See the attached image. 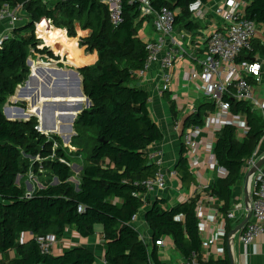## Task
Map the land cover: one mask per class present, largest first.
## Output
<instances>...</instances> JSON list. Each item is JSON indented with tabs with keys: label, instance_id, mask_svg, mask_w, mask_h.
Returning a JSON list of instances; mask_svg holds the SVG:
<instances>
[{
	"label": "trees",
	"instance_id": "trees-1",
	"mask_svg": "<svg viewBox=\"0 0 264 264\" xmlns=\"http://www.w3.org/2000/svg\"><path fill=\"white\" fill-rule=\"evenodd\" d=\"M194 1L155 0L154 4L174 11L177 28L193 31L201 23L192 18L189 10ZM21 3L27 21L18 24L13 36L0 48V264H94L97 256L85 246L67 248L59 255L42 253L34 237L54 234L61 239L69 228H75L83 238H89L98 224L103 226L108 264H169L159 256L155 243L165 236L173 239L184 259L194 252L201 254L202 237L196 214L200 195L171 207L162 197L147 201L143 196L147 192L145 181L158 170L149 158V148L162 140L164 133L152 115L148 92L135 77L148 58L147 41L139 34V19H144L139 5L124 0L123 22L114 26L108 7L100 0H0V7ZM244 13L264 27V0H252ZM77 22L83 30L91 31L80 39V45L88 52L97 51L98 59L78 69L91 106L75 119L76 134L71 145L77 149L70 150L59 135H47L37 128V116L10 120L4 105L29 79V58L38 53L55 58L49 47L39 48L43 43L40 38L55 52L68 54L73 64L88 61L77 49L76 38H67L65 30L60 29L65 28L70 37H76ZM257 53L264 56V31L263 39L254 40L253 51H244L239 60H251ZM44 65L42 62L35 70ZM225 99L231 112L245 117L248 124L242 137L233 124L224 125L216 134L214 154L218 165L227 170V176H216L204 190L217 198L219 210L227 216L242 179V168L255 154L264 135V116L249 101L230 93ZM33 110L39 115L37 109ZM206 110L215 111L214 103L207 97L185 118L183 129L203 126ZM57 127L64 130L61 122ZM40 128L43 130V123ZM186 152L182 143L175 168L181 177L180 184L190 188L197 179ZM62 158L71 163L73 158H81L78 189L71 179L76 175L72 166ZM30 172L41 177L42 186L36 185L27 196ZM55 177L59 179L57 184H53ZM147 203L144 218L152 230V247L132 225L133 217ZM179 215H184L183 221L177 219ZM26 232L34 237L20 242ZM10 251H15L14 257L9 256ZM217 263L229 264L222 259Z\"/></svg>",
	"mask_w": 264,
	"mask_h": 264
},
{
	"label": "crops",
	"instance_id": "crops-1",
	"mask_svg": "<svg viewBox=\"0 0 264 264\" xmlns=\"http://www.w3.org/2000/svg\"><path fill=\"white\" fill-rule=\"evenodd\" d=\"M252 0H241L239 9L245 11L246 6ZM225 0H210L207 4L209 15L207 19L200 23L198 29L189 31L192 33V39L190 45L198 53V57L203 56V40L205 37L210 35L215 29L221 28L224 26V21L221 17L217 16L214 12V9L224 3ZM142 23L139 29L140 37L145 41H158L161 39V34L156 30L152 18L139 19ZM27 21V18H24L20 21L19 24H23ZM65 30V35L67 38H76L77 49L80 50L83 59L88 61L83 62L81 65H76L71 62L68 54L62 55L61 53L55 52L52 46L46 45L49 47L55 55V58L50 57L47 53L38 54L34 59L40 58L39 55H42V62H45L46 67H40L37 70L36 79L30 80V87L26 92L24 91V84L20 85L16 93L9 97V103L5 106L7 113L11 116L12 119L21 118V108H24L26 113L34 114L31 112L34 108L40 110L39 115L34 114L39 118V127L44 123L45 126L51 127L53 123V112L56 111L57 114H71L77 113L74 108H61L58 104L62 101H70L71 99L79 98L75 97L74 93L77 91L78 79L76 75L68 74L63 80L59 79L56 82V76L53 75L51 69H56L58 72L61 70L70 73V69L74 68L79 73V77L82 81V75L79 72V68L86 65L94 64L98 59L97 51L88 52L86 51L85 46L80 45V39L82 37L88 36L90 30H83L80 23H76L77 36L70 37L65 28H60ZM10 30V23L8 20L0 21V36ZM188 31L187 29H183ZM264 27H259V33L255 39H263ZM41 45V47H44ZM163 57V53H160V59ZM253 58L258 60L261 64V74L260 79L257 80L254 76H249L251 82L254 85V97L256 100L264 104V56L260 53H257ZM40 62V64H42ZM43 66V65H41ZM195 67L194 59H185L179 61L172 70V85L168 91H163L161 88V75L162 69L159 61L154 62L150 69L144 74H140L139 71L135 73L136 81L140 86H142L149 94V104L152 111L154 119L158 122L160 127L163 130L164 137L162 140L154 143L149 151L158 150L161 151L162 157L164 159V167L166 170L175 168L180 157L181 146L183 143V131L187 129H181L177 125L183 123L185 118L192 113V108H198L201 104L206 101V96L204 95L203 81L201 79L193 80L189 76V71ZM62 72V71H61ZM63 73V72H62ZM47 76H52L53 80H49ZM82 86V83H81ZM49 90L50 94L46 91ZM47 93V94H46ZM55 93V94H54ZM66 94V95H64ZM21 101H24L25 104H22ZM57 101L56 107L53 105L44 112V106L46 104H54ZM75 101V100H74ZM21 104L24 107H18L17 103ZM84 99L81 100V105L84 108L83 103H86ZM7 103V102H6ZM67 104V102L65 103ZM262 115L264 111L262 109L257 110ZM70 112V113H69ZM177 113V116L175 115ZM42 114V115H41ZM214 112L206 110L205 112V121L201 127L200 139L203 142V149L200 154L194 157L198 161V164L193 166V171L196 176V183L191 185L190 188L183 187L180 184L178 179H172L168 182V187L165 189L155 188L153 191H150L146 194V200L154 201L156 198H164L168 201L167 206L171 207L179 202L188 201L189 198H192L195 195H200V202L202 206L199 209V212L204 215L208 220V227L201 231L202 239L209 233L214 234L218 238V243L222 249V255H220V260H227L231 264L229 255L232 254L234 259V264H264V239L259 238L255 240L252 244L245 246L240 241V232H237L234 237L231 239V242L228 241V234L233 231L238 225L239 221L231 220L229 224L224 223L220 214L215 213L210 210L209 206L211 203L209 201H204L203 197L205 195V188L210 184L211 180L216 176H224L225 173L219 168L214 167L213 169L207 164V158L210 155V150H213L214 143L216 141V133L220 129L216 125H211L210 117ZM41 115V116H40ZM176 116V117H175ZM46 117V118H45ZM43 119V120H42ZM243 120H246L242 116ZM61 122V126L65 131H69V126L71 125V120L68 117L59 118L58 124ZM40 130H42L40 128ZM44 131V130H43ZM48 132V131H45ZM59 134V133H58ZM66 146V144H65ZM70 150H76L75 146H72L70 143L67 145ZM255 156L258 160L264 158V135L256 149ZM72 166L78 167L75 171V176L73 179L76 180L77 185L80 182L82 163L77 161L72 162ZM249 173L242 172V179L240 184L236 187V193H238L244 204H245V183ZM79 180H78V179ZM41 177L34 175L33 178L30 177L26 180V185L28 191H33L35 186H42ZM31 182H34L33 186ZM251 184V183H250ZM198 198V199H199ZM149 204L147 203L139 212V217L137 221L132 222V225L139 230L141 235L144 238V241L147 242L150 246H153L152 242V230L147 224L144 215L148 208ZM246 206V205H245ZM242 215L244 218L248 215L249 211L247 207L242 210ZM184 217V216H183ZM182 216L180 218L183 219ZM98 224L95 226V234L89 238H83L75 228H69L67 234L58 239V243L55 245L52 254L59 255L65 249L71 248L74 246H85L92 250L96 256L97 260L94 264H105V240L103 234V226L101 231L99 230ZM34 235L31 232L23 233L20 237V242H27L32 239ZM171 251H176L180 254V259H177L174 264H179L184 258L178 249L175 246V243L171 237L168 236L167 246L158 247V253L161 259L166 261L169 264H172V255ZM10 257L15 256V251L9 252ZM2 255L0 254V258Z\"/></svg>",
	"mask_w": 264,
	"mask_h": 264
},
{
	"label": "built area",
	"instance_id": "built-area-1",
	"mask_svg": "<svg viewBox=\"0 0 264 264\" xmlns=\"http://www.w3.org/2000/svg\"><path fill=\"white\" fill-rule=\"evenodd\" d=\"M100 1L108 7L111 23L114 26L121 24L123 22L124 0ZM154 1L130 0L131 3L139 5L141 17L153 19L156 30L161 34V39L158 41L150 40L147 42L148 58L144 67L139 70L140 74H144L154 62L159 61L162 69L161 88L163 91H168L172 85V70L176 64L187 58L194 59L195 67L189 71V76L193 80L201 79L203 81L204 95L215 105V111H213L214 114L211 115L209 123L218 126L219 130L226 124H233L238 128L240 137H242L248 130L247 121L243 120L242 116L234 115L231 112V105L225 99V95L230 93L239 100L251 102L256 110L262 109L264 111V104L254 97V85L249 78V76H254L257 80L260 79L261 64L255 58L239 60L244 51L248 54L254 49V40L259 33L257 22L246 17L245 13L239 9L241 0H225L224 3L214 9L215 14L224 21V26L215 29L210 35L205 37L203 40L205 46L203 47L204 55L198 57L196 50L189 44L192 39V33L177 28L174 11L167 6L157 8ZM207 4L202 0H196L189 5L190 13L195 21L203 22L207 19L209 15ZM25 17L24 3L16 6L4 4L0 7V21L8 20L10 23V30L0 36V48L3 47L7 39L13 36L14 28ZM39 48L43 47L40 45ZM160 53H163L161 59ZM41 56L39 55L40 58L37 60L31 58L34 62L33 66H30L31 72H34L40 62L43 61ZM195 111L196 108H192V113ZM177 126L181 129L183 128L180 123ZM201 127L191 126L183 134V143L187 148L186 156L192 170L193 166L198 164L194 157L200 154L203 149V142L200 139ZM37 128L40 130L39 125ZM55 146H57V143H55ZM149 158L157 164L158 170L153 177L145 181L147 187V192L143 195L145 200L146 194L155 188L165 189L168 187L169 180H181L176 168L165 169L161 151H150ZM39 159L40 157H37V160ZM61 160L72 166L71 162L63 158ZM258 161L254 154L247 159L242 172L249 173L252 168L256 167ZM207 164L212 169L219 167L225 173L224 176L218 177L227 176V170L218 165L214 154V146L213 150H210ZM29 175L31 178L34 177L33 172H30ZM31 193L32 191H28L27 196H30ZM203 200L211 203L209 206L210 210L220 214L224 221L223 225L227 224V219L239 222L244 219L242 210L246 206L238 193L234 195L233 205L227 216L219 210L215 196L205 191ZM201 206L202 203L199 198L196 204V214L200 234L201 231L208 227L207 218L199 212ZM79 210L82 211L83 207L81 206ZM250 213L249 222L240 231V241L245 246L252 244L259 238L264 239V165L258 167L251 177ZM180 216L183 217L184 215H179L177 219L183 221L184 217L182 219ZM138 217L139 213L133 217L132 222L137 221ZM141 237L144 240L142 235ZM34 238L39 244L42 253H52L58 243V239L54 234L35 236ZM167 239L168 236H165L155 243L158 247H166ZM220 255H222V249L218 243V238L214 234L209 233L202 239L201 254L194 252L189 258L183 259L179 264H219L217 261L220 260ZM105 264H108L106 260Z\"/></svg>",
	"mask_w": 264,
	"mask_h": 264
},
{
	"label": "water",
	"instance_id": "water-1",
	"mask_svg": "<svg viewBox=\"0 0 264 264\" xmlns=\"http://www.w3.org/2000/svg\"><path fill=\"white\" fill-rule=\"evenodd\" d=\"M28 64L29 66H33L34 62L31 58L28 59ZM52 70V73L53 75L56 76V82L61 79L63 80L64 78H66V76L68 74H74L76 75L77 79H78V87H77V91H75L74 93V96L75 97H79L78 99L75 98V99H71L70 101H62V102H59L58 104L60 105L61 108H66L67 106L69 108H74L77 112L81 113L85 108H88L91 106V101L89 99V97H87L83 91V87L81 86V78L79 77V73L77 72V70H75L74 68H71L69 71L70 73H66V71H63L61 70L60 72H58L56 69H51ZM47 78L51 81L53 80V77L52 76H47ZM36 79V74L35 72H31L30 76H29V79L25 82V92L27 91V88H28V84L30 83V80H34ZM48 94H50V91L47 90L46 91ZM46 93V94H47ZM55 94V93H54ZM66 95V94H64ZM87 100V106L85 108H83V106L81 105V100L82 98H84ZM75 100V101H74ZM22 104H25L24 101H21ZM55 103L54 104H46L44 106V112L46 113V111L50 108L51 105H53L54 107H56L57 105V101H54ZM67 102V104H65ZM21 118H24V119H12L11 116L7 113V110H6V107H4V113L6 115V117L10 120H28L30 119L32 116H35L34 114H30V113H26L24 108H21ZM39 113H41V109L38 110ZM76 114L77 113H71V114H57L56 111L53 112V123L51 125L50 128H52V130L56 129L57 128V124H58V120L59 118H65V117H68L70 120H71V125L69 126V130L70 131H73L74 130V122H75V119H76ZM46 118V117H45ZM46 127V126H45ZM50 130V132H45L43 130H41L44 134H47L50 133V134H57L58 133L56 131H52ZM76 134V133H75ZM71 140L70 138V135L66 137V141L69 142ZM262 165H264V158L259 160L257 162V165L256 167L252 168V170L249 172V175L246 179V183H245V205L247 207V210L249 211L248 215L239 223V225L233 230L231 231L229 234H228V241L231 242V239L234 237V235L237 233V232H240L241 230H243V228L246 226V224L249 222L250 220V217H251V213H250V202H251V177H252V174L254 172H256L257 168L258 167H261ZM74 167V166H72ZM19 179H20V176H18L17 178V182H19ZM72 179V178H71ZM59 182V179L57 177L54 178L53 180V184H57ZM77 189H78V185H77ZM230 257V260H231V264H234V259H233V256L232 254L229 255Z\"/></svg>",
	"mask_w": 264,
	"mask_h": 264
},
{
	"label": "rangeland",
	"instance_id": "rangeland-1",
	"mask_svg": "<svg viewBox=\"0 0 264 264\" xmlns=\"http://www.w3.org/2000/svg\"><path fill=\"white\" fill-rule=\"evenodd\" d=\"M37 30H38V28L36 29V35H37V38H40L39 37V35H38V33H37ZM42 41H43V44H44V39L43 38H40ZM43 44H41V45H43ZM44 46V45H43ZM45 47V46H44ZM52 51V50H51ZM53 52V51H52ZM53 53H55V52H53ZM30 85V84H29ZM23 86H26L25 84L23 85ZM28 86V85H27ZM28 88H30L29 86H28ZM82 99H84L85 101H87L86 99H85V97L84 98H82ZM9 103V101H7V103L4 105V107L7 105ZM17 103V102H16ZM83 105H84V108L87 106V102L86 103H83ZM17 106L18 107H24V106H21V104H19V103H17ZM34 109H36V108H34ZM38 110V109H37ZM33 111H35V110H33ZM18 119H24V118H18ZM39 119V118H38ZM43 130L44 131H48V127L46 126L45 127V125H44V123H43ZM53 131H56L57 133H61V134H58L59 135V137L62 139V141H63V143H64V145L66 144V146L67 145H69V143L71 144V141H72V139H73V136H75V133H76V131H75V129L73 130V131H65V130H62V128L61 127H57L56 129H54ZM63 132V133H62ZM48 135H51L50 133H48ZM70 135V138H71V140L69 141V142H67L66 141V137L67 136H69ZM70 149V148H69ZM73 161H77L78 163H80L81 162V158H73L72 159ZM73 168V170H74V172L78 169V167H76V166H74V167H72ZM78 179V178H77ZM79 180V179H78ZM72 181L74 182V183H76L77 184V182H76V180L75 179H73L72 178ZM32 183V185L34 186L35 185V183L34 182H31ZM27 190H28V188H27ZM101 227H102V225H99V230L101 231L102 229H101ZM149 242H152V240L151 241H149ZM170 255H172V264H174V262L177 260V259H180V254L179 253H177L176 251H171L170 252Z\"/></svg>",
	"mask_w": 264,
	"mask_h": 264
},
{
	"label": "bare ground",
	"instance_id": "bare-ground-1",
	"mask_svg": "<svg viewBox=\"0 0 264 264\" xmlns=\"http://www.w3.org/2000/svg\"><path fill=\"white\" fill-rule=\"evenodd\" d=\"M34 72H37V71L35 70ZM31 112H33L34 114H36L35 111H33V110H32ZM36 115H37V114H36Z\"/></svg>",
	"mask_w": 264,
	"mask_h": 264
}]
</instances>
